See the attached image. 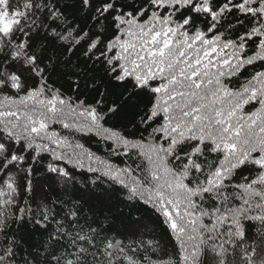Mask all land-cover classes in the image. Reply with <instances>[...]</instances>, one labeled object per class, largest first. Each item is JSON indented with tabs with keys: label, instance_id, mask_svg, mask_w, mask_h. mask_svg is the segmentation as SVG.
Segmentation results:
<instances>
[{
	"label": "snow or ice",
	"instance_id": "obj_1",
	"mask_svg": "<svg viewBox=\"0 0 264 264\" xmlns=\"http://www.w3.org/2000/svg\"><path fill=\"white\" fill-rule=\"evenodd\" d=\"M97 65L123 86L115 99L103 81L83 85L94 103L55 86L75 76L79 90ZM54 123L140 163H106ZM44 154L65 194L77 181L58 162L95 160L154 222L125 225L127 243L104 235L85 214L91 190L66 209L34 186ZM17 220L39 225L43 264H264V0H0V264H17Z\"/></svg>",
	"mask_w": 264,
	"mask_h": 264
},
{
	"label": "trees",
	"instance_id": "obj_2",
	"mask_svg": "<svg viewBox=\"0 0 264 264\" xmlns=\"http://www.w3.org/2000/svg\"><path fill=\"white\" fill-rule=\"evenodd\" d=\"M70 3L71 0H65ZM261 70L259 62L256 65L248 66L242 70L239 76L232 78L231 87H239V85L250 78L251 74L255 71ZM89 79L85 81L83 77L80 78L81 88L75 89L73 81L75 76L67 78L64 76L53 77L55 80V86L60 88L68 96H72L74 99L79 91V98L85 100L86 103H94L93 97L96 93L90 88H85L83 85L91 83L92 81H103V87L107 90L108 95L115 99L116 96L122 91L121 85L109 83L104 71L100 66H96L89 74ZM140 99V98H138ZM146 101V98H143ZM143 106V105H141ZM105 127H112V123L106 124ZM52 131L59 132L62 136H67L74 144L83 145L82 151L85 153L94 154V157H98L100 160L110 163L118 167H133L140 163L139 157L130 153L128 156L123 155V150L112 144V141L106 140L103 135H97L94 131H76L74 129H63L60 123H54L51 125ZM121 130V129H116ZM128 131L132 132L134 129L129 125ZM138 137H129V139H136ZM116 151H113V149ZM77 151H81L77 149ZM120 153V154H117ZM47 158L38 166L40 170L34 173V186L40 188L43 185V190L46 195L52 200L56 201L59 196L64 201V207L67 209L72 207V202L76 201L77 197L89 190L92 193L91 204L85 207V214L88 217L89 223L92 221H99L104 228H111L112 231L104 233L109 238H115L124 240L127 243V239L122 235L126 229L125 225L131 224L137 217H141L146 221L154 222V214L150 207L144 205L140 201H128L126 199L127 190L123 189L121 185L114 183L108 177L104 176L103 165L98 164L95 160L92 161V167L100 169L99 171H88V161L85 160V166L83 168L74 167V163H67L65 161L58 162L60 167L65 168L71 174L75 175L77 183L74 187L69 189V194L63 192V183L57 185L48 177L53 174L45 171V165L50 160L47 154H44ZM92 181H96L95 184ZM28 204L35 209L36 205L31 203V199H28ZM24 203L20 204V207H25ZM19 213H17V216ZM93 224V227H96ZM39 225L34 222L16 221L10 223L8 229L9 234H14L17 241L16 253L17 264H24V262L31 261L32 264H36L37 259L41 261L45 260L47 253L41 248V242L44 239V234L38 231ZM158 237H162L164 241L170 239L171 234L167 232L166 227L161 229L158 226ZM135 239V237H133ZM145 240L151 239L150 235L144 237ZM171 243L174 245L175 241L172 239ZM169 251H172V247H169Z\"/></svg>",
	"mask_w": 264,
	"mask_h": 264
}]
</instances>
